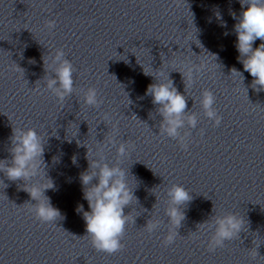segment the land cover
<instances>
[{
    "label": "clouds",
    "instance_id": "clouds-1",
    "mask_svg": "<svg viewBox=\"0 0 264 264\" xmlns=\"http://www.w3.org/2000/svg\"><path fill=\"white\" fill-rule=\"evenodd\" d=\"M239 2L243 11L238 18L235 13H232L233 19H238L234 25L235 47L239 53L237 59L242 63L244 72L249 73L253 78L252 89L256 92L264 91V0H239ZM55 26L54 20L46 21V27L49 30ZM257 39L261 43L254 48L253 44ZM65 57L66 54L62 48L55 49L54 55L50 57L51 63H48L43 57L45 73L47 74L51 70L54 74L46 78V89L54 94L61 103L74 92L73 73L76 71L71 61ZM203 67V65L193 64L187 68V73L181 72L182 76L191 81L193 72L198 73ZM18 69L21 68L18 67ZM144 74L149 75L145 71ZM231 76H239L243 81V73L236 68L231 69ZM146 95L151 96L152 103L159 106L157 112L163 118L160 123V134H166L167 137L178 140L180 147L186 151L188 149L187 137L190 133L185 132L181 135L180 129L184 128L185 125L195 129L198 124L197 114L186 111V96L174 87L173 81L169 77L166 82L150 84L147 87ZM215 100L212 91L208 89L202 91L200 105L203 113L209 120L213 121L214 127H218L222 122V117L214 108ZM84 103L92 107H99L102 104L95 87H89L84 91ZM133 117L135 116L133 115ZM202 134L203 130H201ZM44 144L43 138L34 128L29 127L25 130L13 127L12 146L9 149L11 160H0V172H3L10 181H25L23 190L30 195L32 200L36 201L35 204L29 203L31 205L29 211L41 222L55 223L57 220L63 219V216L57 208L52 206L50 198L44 195L46 189L54 187L52 181L47 179L49 183L46 187L42 186L39 180L35 183H29L40 177L41 172L45 178L43 170ZM130 147L132 145L126 141L119 144L116 150L117 163L112 166L105 162L102 153L98 159L90 160V149L88 148L89 167L85 172L80 173L79 177L83 189V198L88 202L90 209V211H84L83 205H78L76 209L78 213L83 214L86 224L84 237L90 240L92 247L97 252H104L108 255H113L125 247L122 240L126 225L130 220V214L126 215L124 209L133 200H136L133 189L127 183V173L119 166L120 159L128 155ZM73 162L75 163V160ZM94 180L96 183H93ZM0 183L7 187L3 180H0ZM166 195L168 206L165 209V215L168 217L170 227L163 239L164 247L175 242L178 236L177 229L185 219L182 208L193 199L190 192L180 184H172L167 189ZM160 223L159 220L149 219L144 229L151 234L160 227ZM244 223L242 218L229 213L223 216H215L212 221H206L199 225H207L209 228L214 225V232L208 241L207 250L215 252L218 248L225 247L226 241L238 237L243 230ZM250 254L252 257H256L258 255L256 248Z\"/></svg>",
    "mask_w": 264,
    "mask_h": 264
}]
</instances>
